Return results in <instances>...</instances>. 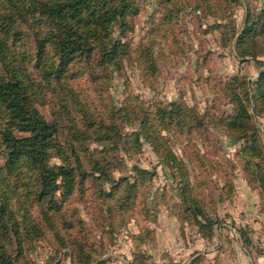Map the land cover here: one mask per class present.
Listing matches in <instances>:
<instances>
[{"label":"trees","instance_id":"1","mask_svg":"<svg viewBox=\"0 0 264 264\" xmlns=\"http://www.w3.org/2000/svg\"><path fill=\"white\" fill-rule=\"evenodd\" d=\"M243 1L250 9V0H197L196 3L205 15L219 19L228 16L231 3L242 4ZM169 2L174 0H160L162 6ZM139 12L137 0H0V264H12L16 259L9 252L10 246L16 244L18 251L27 238L47 232L54 235L57 247L71 248L73 263L91 264L87 252L90 240L87 224L79 209L69 211V200L78 189L86 193L87 179H111L116 157L110 143L120 134V121L133 123L134 120L130 111L120 109L118 113L115 110L110 113L111 122L106 124L99 119L93 102L90 105L86 102L89 96L83 94L85 99L80 110L86 128L81 129L77 119L72 117V128L65 136L64 126L58 120L47 119L37 103H48L49 95L52 99L60 97L61 107L69 113L70 96L74 104L82 101H78L80 92L76 93L79 79L86 76L94 78L95 82L102 80L108 70L118 67L120 59L130 52L129 46L114 36L115 24L119 23L124 29L128 17ZM172 16L168 10L163 21L170 23ZM228 25H222L230 30L224 45H230L237 35L235 20L231 19ZM236 48L243 59L252 57L263 67L259 57L264 55V8L260 14H249ZM145 53L144 59L153 67L152 50L146 49ZM226 85V94L235 103L236 111L224 120L225 131L238 142L242 141L239 154L246 180L252 189L260 191L264 213V142L252 114L254 108L257 117L264 116V69L257 81H249L247 75L234 76ZM170 105L159 109L160 123L148 116L141 118L143 132L146 130L144 137L163 161L178 170L181 221H188L204 236L212 238L214 222L200 197L202 182H192L185 159L177 157L167 139L156 129L167 128L189 137L194 132L200 134L198 131H207L208 113L200 112L182 99ZM62 137L67 148L61 144ZM91 139L104 147L96 155L85 145ZM130 143H136L137 151H141L139 133L131 136ZM52 149L57 150L62 164L50 166ZM84 160L90 169L85 168ZM199 166L203 167L204 163L199 161ZM138 174L142 183L154 175L141 168ZM122 180L115 183L111 191L100 193L99 198L104 197L102 202L110 212L109 219L132 209L137 198L139 188ZM57 192L60 198L56 197ZM15 198L23 212L13 208ZM97 204L94 205L100 218V202ZM37 209L42 218L34 215ZM109 224L112 226L111 222ZM241 235L245 244L251 242L247 234L242 232ZM194 264L205 262L197 258Z\"/></svg>","mask_w":264,"mask_h":264},{"label":"rangeland","instance_id":"2","mask_svg":"<svg viewBox=\"0 0 264 264\" xmlns=\"http://www.w3.org/2000/svg\"><path fill=\"white\" fill-rule=\"evenodd\" d=\"M137 1L139 14L128 17L124 29L119 23L115 24L114 36L130 49L120 59L119 66H112L100 81L82 76L76 83V93L80 92L78 101H82L74 104L70 96L69 113L61 107L60 97L52 99L49 95L48 103H37L47 119L58 120L64 126L65 136L72 128V117L77 119L81 129L86 128L80 110V104L85 99L83 94L89 96L86 102L89 105L93 102L99 119L106 124L111 122L110 113L113 110L116 113L120 109L130 111L134 120L133 123L120 121V134L110 143L116 157L111 179H87L86 193L82 194L78 189L69 200V211L79 209L81 218L87 224L90 234L87 252L91 264H194L197 258H202L205 264H216L218 261L220 264H236L240 263L238 257L247 255V251L254 264L260 263V258L261 264H264V228L254 231L248 226V233L255 236L257 232V235L253 245L244 246L238 238V241L232 238L228 231L230 228L226 226L237 223L228 209L238 208L239 204L235 205L237 200L232 199L239 190L235 180L241 174L246 179V175L239 154L242 141L238 142L235 136L227 133L224 125L226 117L236 111L235 103L226 94V82L234 76L243 75H247L251 82L257 81L264 69V55L259 57L263 62L261 68L252 57L243 59L236 48L237 38L246 27L249 14H260L264 0H250V9L244 1L242 4L233 2L228 16L219 19L205 15L197 0H174L166 6H162L160 0ZM168 10L173 15L170 23L163 21ZM231 19L236 22L237 35L230 45H224L230 30L222 25H228ZM146 49L152 50L153 67L144 59ZM179 99L197 107L202 113H208L207 131H198L200 134L194 132L189 137L175 134L167 128L156 129L161 131L177 157L185 159L192 182H202L200 197L214 222L212 238L198 232V227L188 221H181L178 170L163 161L154 146L145 139L146 130L143 132L141 125V118L146 116L160 123L159 109L171 106ZM252 114L260 129L254 108ZM136 133L141 136V151H137L136 143H130L131 136ZM61 144L65 145L64 148L68 147L63 137ZM85 145L94 155L104 149L92 139ZM199 161L204 163L203 167L199 166ZM62 163L57 150L52 149L50 166ZM84 164L90 169L86 160ZM140 168L154 174L146 183L139 179ZM121 179L126 184L137 186L138 195L132 209L109 219L110 212L102 202L104 197L99 196L111 191ZM254 190L259 192L256 198L261 197L260 191ZM60 192L56 193L57 198H60ZM98 202L102 212L100 218L95 208ZM114 205L116 208V201ZM12 206L15 211L23 212L17 198ZM246 209L245 206L238 209L239 217L243 215L247 218ZM34 215L42 218L38 209ZM233 245L238 246V252L233 251ZM18 247L14 244L9 248V252L16 257L12 264H47L52 261L75 264L71 248L57 247L50 232L33 239L27 238L17 251Z\"/></svg>","mask_w":264,"mask_h":264},{"label":"crops","instance_id":"3","mask_svg":"<svg viewBox=\"0 0 264 264\" xmlns=\"http://www.w3.org/2000/svg\"><path fill=\"white\" fill-rule=\"evenodd\" d=\"M257 118L259 120L260 131L262 133L263 142H264V116L263 117H259L258 116ZM235 182L236 183L238 182L239 190L237 189V191L235 193V196L232 199H234V200L236 199L237 200V202L235 201V205L236 206L238 204L239 205H238V208L237 207H233V208L230 207L228 209V211L230 213H232L233 218L237 220V223L233 224L234 226H229V225H226V226L228 228H230V229H228V231H229V233H230V235L232 236L233 239L235 238L237 240V238H238L239 241L241 242V244H243L244 246L253 245V243H254L253 239L257 235V232H255V236L252 235L251 232L248 233V226L250 227L249 230L253 229L254 231H258V229L262 230L264 228V213H262L261 205H260L261 197L256 198L258 196L259 192L255 191L254 189L251 188V186L249 185L248 181L243 177L242 174H241V177H238V180H235ZM238 187L236 186V188H238ZM256 199H258V200L256 201ZM242 206H245L247 208L246 209L247 214H245V215H247V218L246 217H242L243 215H241V217H239L238 209H241ZM251 216H253V218H251ZM230 218H232V217H230ZM255 220H257V221H255ZM216 230H217V228H215V231ZM198 232H199V230H198ZM242 232H244V235L247 234L248 237H250L251 242L249 244H245L244 243V239H243V237L241 235ZM199 242H201V241H199ZM227 246H228V243H227ZM233 247H235L234 248L235 250H233L234 252H238L239 251L238 250L239 249L238 246L233 245ZM244 249H245V247H244ZM249 254H250V252L247 251V255L246 254H245V256L244 255H240L238 257V259H239L238 261L240 263L237 262L236 264H249V262L254 264V261L251 258H249V256H250ZM215 260L213 262H215ZM235 260L237 261V259H235ZM257 264H261V258H260V263L258 261Z\"/></svg>","mask_w":264,"mask_h":264},{"label":"water","instance_id":"4","mask_svg":"<svg viewBox=\"0 0 264 264\" xmlns=\"http://www.w3.org/2000/svg\"><path fill=\"white\" fill-rule=\"evenodd\" d=\"M235 139V138H234ZM234 141V140H233Z\"/></svg>","mask_w":264,"mask_h":264}]
</instances>
